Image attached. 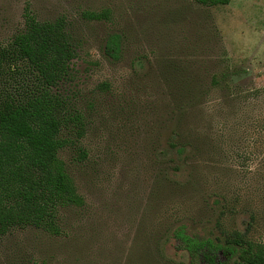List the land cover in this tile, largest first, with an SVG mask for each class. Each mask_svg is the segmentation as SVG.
Masks as SVG:
<instances>
[{
  "label": "rangeland",
  "instance_id": "1",
  "mask_svg": "<svg viewBox=\"0 0 264 264\" xmlns=\"http://www.w3.org/2000/svg\"><path fill=\"white\" fill-rule=\"evenodd\" d=\"M27 7L41 22L65 18L74 38L72 77L55 90L75 101L87 133L59 156L85 205L63 212L60 236L1 237L0 264H188L176 229L216 240L244 233L252 214L248 236L264 243V0H0V47ZM103 10L110 20L83 17ZM112 34L118 61L104 51ZM171 141L186 147L177 170ZM221 202L232 206L225 217ZM235 260L216 252V264Z\"/></svg>",
  "mask_w": 264,
  "mask_h": 264
},
{
  "label": "trees",
  "instance_id": "2",
  "mask_svg": "<svg viewBox=\"0 0 264 264\" xmlns=\"http://www.w3.org/2000/svg\"><path fill=\"white\" fill-rule=\"evenodd\" d=\"M193 1L206 7L230 3ZM23 15L24 28L0 47V238L12 230L26 229L57 237L65 231L63 212L85 205L59 154L86 136L87 121L72 98L55 90L72 77L76 46L65 18L41 22L28 7ZM83 17L108 21L111 13L84 12ZM104 51L108 58L118 61L121 35L108 36ZM211 83L218 86V76H213ZM109 88L106 82L98 86L104 92ZM169 148L179 159L177 170L184 162L186 147L171 141ZM77 158L83 161L87 153L79 150ZM230 205L218 204L223 217ZM255 222L252 214L244 233L228 230L216 240L190 236L183 227L173 236L188 254V264H200V260L216 264V252L224 248L236 252L235 264H264V243L248 236Z\"/></svg>",
  "mask_w": 264,
  "mask_h": 264
}]
</instances>
